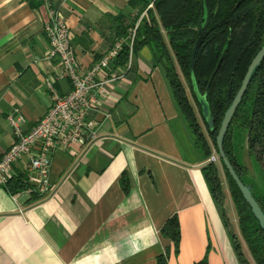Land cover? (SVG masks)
<instances>
[{
    "label": "crops",
    "instance_id": "obj_1",
    "mask_svg": "<svg viewBox=\"0 0 264 264\" xmlns=\"http://www.w3.org/2000/svg\"><path fill=\"white\" fill-rule=\"evenodd\" d=\"M50 8L67 19L83 72L129 41L146 16L130 0H0V159L16 140L9 114L19 110L28 132L52 103L46 80L60 65L47 57ZM107 77L99 101L109 117L95 141L54 154L49 195L15 199L0 188V264H158L167 250L169 264L206 255L209 264H239L204 175L207 160L153 48L131 51ZM55 86L62 95L72 90L69 79ZM26 167L21 160L15 173ZM174 215L178 252L161 234Z\"/></svg>",
    "mask_w": 264,
    "mask_h": 264
},
{
    "label": "trees",
    "instance_id": "obj_2",
    "mask_svg": "<svg viewBox=\"0 0 264 264\" xmlns=\"http://www.w3.org/2000/svg\"><path fill=\"white\" fill-rule=\"evenodd\" d=\"M34 0H30L33 2ZM209 17L207 30L201 34L204 14L203 0H130L145 11L131 47L123 43L115 61L126 64L131 51L144 45L153 48L165 68L169 84L181 113L193 134L197 148L206 160L214 150L218 152L217 135L228 108L234 102L244 78L257 54L264 46V0H207ZM152 4V7H149ZM195 54V79L191 59ZM207 96L213 127L202 113L196 94ZM246 133V148L262 175L255 182L248 166L238 157V132ZM241 136V135H240ZM223 148L235 170L247 185L264 212V59L254 70L251 81L223 140ZM221 170L228 182L229 195L237 211L242 238L254 264H264V230L230 175L222 159L220 166L207 162L203 167L206 181L217 205L223 210V219L239 264H252L234 233L223 209L225 187ZM247 177L248 180H245ZM123 176L125 189H127ZM26 174L15 173L5 188L17 194L28 188ZM161 234L169 239L178 252L181 227L177 215L164 224ZM158 264H169V251L159 256ZM196 264H209L208 255Z\"/></svg>",
    "mask_w": 264,
    "mask_h": 264
},
{
    "label": "built area",
    "instance_id": "obj_3",
    "mask_svg": "<svg viewBox=\"0 0 264 264\" xmlns=\"http://www.w3.org/2000/svg\"><path fill=\"white\" fill-rule=\"evenodd\" d=\"M149 7H152L150 4ZM50 18L45 31L49 40L47 57L57 60L60 72L46 80L52 103L46 115L28 132L23 129L25 117L16 110L8 119L15 133L14 144L0 159V188L7 185L15 175V166L26 160L24 173L28 188L24 192L38 197H46L51 192V167L54 154L68 151L74 145L87 146L99 136L103 122L109 117L101 111L99 96L105 91L106 84L112 80L107 77L117 59L122 43L115 46L96 61L90 69L83 72L80 68L72 33L65 16L56 8H50ZM136 30L131 34V47ZM69 79L72 90L62 95L57 90V80ZM103 115V120L99 119ZM220 155L214 150L207 162L220 163ZM22 211V209L20 208Z\"/></svg>",
    "mask_w": 264,
    "mask_h": 264
},
{
    "label": "water",
    "instance_id": "obj_4",
    "mask_svg": "<svg viewBox=\"0 0 264 264\" xmlns=\"http://www.w3.org/2000/svg\"><path fill=\"white\" fill-rule=\"evenodd\" d=\"M203 2H204L203 3L204 4V14H203L202 24H201V29H200L201 34H204L207 30V23H208V17H209L208 1L203 0ZM198 46H199V44H197V46L193 52L192 59H191V68H192L193 80L195 79V72H194L195 71V54H196ZM263 59H264V46L262 47L260 52L257 54V56L254 58L234 102L232 103V105L228 108V110L225 113L224 119H223L222 124H221V128H220L219 133L217 135V147H218V153H219L221 159L223 160L226 168L228 169L230 175L232 176V178L236 182L237 186L241 190L245 200L249 203L253 214L255 215L256 219L260 223L261 228L264 230V212H263L261 206L259 205V203L257 202L256 198L253 195L252 186L247 185L243 182V180L241 179V177L239 176V174L235 170L234 166L232 165L231 161L229 160V158H228V156H227V154L223 148V140L227 134V131L229 129L231 121H232V119H233V117L237 111V108H238L239 104L241 103V100L247 91V88H248L249 83L251 81V77L253 75V72L257 68V66H259V64L261 63V61ZM194 86H195L196 94L199 98V102L202 106L203 116L206 119V121L209 123V125L211 127H213V119H212L209 104L207 102V96L206 95L203 96L199 93V91L196 87L195 81H194Z\"/></svg>",
    "mask_w": 264,
    "mask_h": 264
},
{
    "label": "rangeland",
    "instance_id": "obj_5",
    "mask_svg": "<svg viewBox=\"0 0 264 264\" xmlns=\"http://www.w3.org/2000/svg\"><path fill=\"white\" fill-rule=\"evenodd\" d=\"M240 135L238 137V150H239V154L241 155L242 157V160L243 161H246L245 164L248 166L249 168V172L251 174V179L255 182H260L262 180V175L259 171V168L257 167V165L255 164L253 158L251 159L252 160V163L250 161L249 158H251V156L249 155L248 151H247V148H246V133L245 132H238ZM245 155L247 156L248 155V159L247 157L245 158ZM246 159V160H245ZM220 166V163L218 164ZM245 180H248L247 177H245ZM223 208L226 212V215L232 225V228L234 230V233L236 234L241 246H242V249L243 251L245 252L247 258L250 260V262L252 264L253 261H252V258L250 256V253L248 251V248H247V245L245 244L243 238H242V235L240 233V230H239V225H238V216H237V211L235 209V206L233 204V201H232V198L231 196L225 192V199H224V203H223Z\"/></svg>",
    "mask_w": 264,
    "mask_h": 264
}]
</instances>
